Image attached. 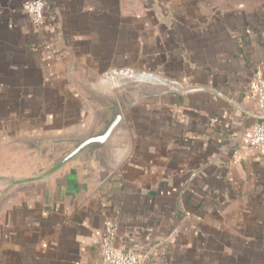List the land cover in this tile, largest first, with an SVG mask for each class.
Returning <instances> with one entry per match:
<instances>
[{
  "label": "crops",
  "instance_id": "obj_1",
  "mask_svg": "<svg viewBox=\"0 0 264 264\" xmlns=\"http://www.w3.org/2000/svg\"><path fill=\"white\" fill-rule=\"evenodd\" d=\"M25 1L0 0V144L83 129L75 80L160 88L115 93L127 131L87 198L3 206L0 264H100L110 224L139 264H264V158L239 150L261 119L248 88L264 79V0H45L42 29Z\"/></svg>",
  "mask_w": 264,
  "mask_h": 264
},
{
  "label": "water",
  "instance_id": "obj_2",
  "mask_svg": "<svg viewBox=\"0 0 264 264\" xmlns=\"http://www.w3.org/2000/svg\"><path fill=\"white\" fill-rule=\"evenodd\" d=\"M73 84L89 114L83 129L19 134L0 144V212L15 196L87 198L113 174V141L127 131L119 98L82 80Z\"/></svg>",
  "mask_w": 264,
  "mask_h": 264
},
{
  "label": "built area",
  "instance_id": "obj_3",
  "mask_svg": "<svg viewBox=\"0 0 264 264\" xmlns=\"http://www.w3.org/2000/svg\"><path fill=\"white\" fill-rule=\"evenodd\" d=\"M45 3V0H28L21 7L37 29H42L43 26ZM248 97L255 102L261 119L242 132L239 150L254 151L264 158V79H252L248 88ZM115 241L116 225L110 224L104 236L99 240L100 264H139L138 256L126 252L117 253L114 248Z\"/></svg>",
  "mask_w": 264,
  "mask_h": 264
},
{
  "label": "rangeland",
  "instance_id": "obj_4",
  "mask_svg": "<svg viewBox=\"0 0 264 264\" xmlns=\"http://www.w3.org/2000/svg\"><path fill=\"white\" fill-rule=\"evenodd\" d=\"M129 75L127 74L125 76H122V79L119 82V84L120 83L121 84L119 88L117 87V90L115 92V93H119L122 97H125L128 100L130 98L131 100L138 99L142 95H144L147 91H148L147 93L149 92L154 93L158 88H160L157 85H155L156 83L155 77L151 76L148 78V80H145V78L141 77L140 75L137 77L136 75H133V74H129Z\"/></svg>",
  "mask_w": 264,
  "mask_h": 264
}]
</instances>
